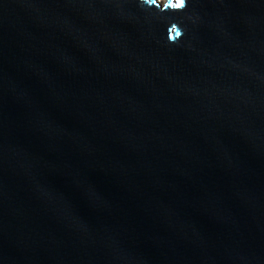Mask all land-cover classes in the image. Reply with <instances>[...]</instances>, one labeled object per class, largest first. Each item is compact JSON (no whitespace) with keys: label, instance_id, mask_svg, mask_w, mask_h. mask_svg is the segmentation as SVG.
<instances>
[{"label":"water","instance_id":"1","mask_svg":"<svg viewBox=\"0 0 264 264\" xmlns=\"http://www.w3.org/2000/svg\"><path fill=\"white\" fill-rule=\"evenodd\" d=\"M149 3L0 0V264H264V0Z\"/></svg>","mask_w":264,"mask_h":264},{"label":"clouds","instance_id":"2","mask_svg":"<svg viewBox=\"0 0 264 264\" xmlns=\"http://www.w3.org/2000/svg\"><path fill=\"white\" fill-rule=\"evenodd\" d=\"M142 2L151 6V4L149 3V0H142ZM186 6H187V0H177L175 7L171 8V9L180 11V10H183ZM173 24H175V23H173ZM175 25L178 26L177 24H175ZM178 28H179V31L177 32L176 37L174 39H169L170 41H175V40L179 39L180 37H182L183 32L179 26H178Z\"/></svg>","mask_w":264,"mask_h":264}]
</instances>
